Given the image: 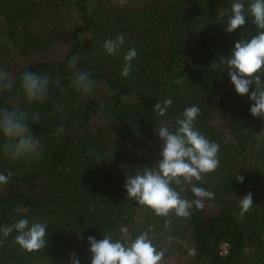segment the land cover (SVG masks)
Segmentation results:
<instances>
[{
  "label": "trees",
  "instance_id": "1",
  "mask_svg": "<svg viewBox=\"0 0 264 264\" xmlns=\"http://www.w3.org/2000/svg\"><path fill=\"white\" fill-rule=\"evenodd\" d=\"M107 1L0 0V69L14 81L11 89L0 90V107L27 113L30 133L43 141L38 158L13 161L0 150V174L12 173L0 185V226L27 219L29 225L35 221L47 228L45 247L34 252L14 243L15 231L7 238L0 234V264H69L72 253L81 264H91L87 238L120 239L122 228L130 238L150 230L154 245L164 252L162 264L171 255L181 260L177 264H264V119L250 113L254 85L249 95L240 96L227 69L212 67L231 54L237 40L251 39L256 26L249 18L228 33L227 2L212 28L209 1L138 0L119 10ZM244 3L247 7L251 0ZM42 13L53 25L50 38L56 35V19L65 14L77 21L69 49L58 60H34L14 71L11 50L26 57L49 43L31 30ZM120 34L124 44L109 55L104 42ZM130 48L137 56L124 77ZM73 56L80 57L76 70L87 71L95 81L87 95L71 84ZM25 71L51 77L44 102L27 100L21 83ZM168 98L173 103L160 117L154 106ZM193 105L201 110L194 127L219 145L220 163L202 177L206 182L185 185L181 196L192 200L193 185L205 188L214 198L204 201L217 211L193 207L188 217H157L129 199L124 185L129 175L161 159L156 127L163 122L175 131L176 120ZM213 113L227 128V141L209 124ZM236 175L244 176L243 183ZM248 192L253 207L241 217L238 199ZM222 243L228 246L224 256L218 254Z\"/></svg>",
  "mask_w": 264,
  "mask_h": 264
},
{
  "label": "clouds",
  "instance_id": "2",
  "mask_svg": "<svg viewBox=\"0 0 264 264\" xmlns=\"http://www.w3.org/2000/svg\"><path fill=\"white\" fill-rule=\"evenodd\" d=\"M256 26V33L251 39L241 38L235 42L234 49L227 58L213 64L214 69L224 66L231 84L240 96L249 95L253 102L250 113L253 117L264 119V0H251L245 6L244 0H233L226 31L232 33L243 27L246 21ZM125 42L123 34L115 39H107L103 48L109 55L118 53ZM137 56L135 48H130L124 55L125 66L121 75L127 77L131 72V61ZM80 57L73 56L69 68L74 69L71 80L72 86L81 94L91 93L95 81L87 71L77 69ZM51 77L47 74H37L25 71L21 76L23 92L29 102H44L50 86ZM13 79L4 69H0V90L11 89ZM175 83H182L177 79ZM173 101L165 99L156 103L154 111L164 117ZM196 105L184 109L182 118L176 120V130L171 131L165 123L156 127L158 136L163 142L160 152L161 159L151 168L144 167L134 175H129L124 185L128 198L138 205L150 210L157 217H188L190 210L204 207V200L214 198V193L193 185L191 192L195 199L182 198L185 185L192 181L206 182L202 177L213 173L219 167L218 153L220 147L210 141L194 127V122L200 115ZM28 114L0 107V150L11 160L16 161L25 157L38 158L43 151L41 138L33 136L28 126ZM63 127L57 130V134ZM12 173L0 174V185H6ZM236 181L243 183L244 176L236 175ZM176 185V187H173ZM178 189V190H177ZM239 200L240 216L253 207V195L248 192ZM46 225L33 221L29 225L27 219H20L10 226H0V234L7 238L14 231L17 235L14 243L27 252L38 251L46 244ZM120 239L114 240L111 235H104L97 240L89 236L88 244L91 253V264H162L164 252L157 249L149 231H143L135 238H130L128 229H121ZM3 243V240H0ZM69 264H81L80 259L72 253Z\"/></svg>",
  "mask_w": 264,
  "mask_h": 264
},
{
  "label": "rangeland",
  "instance_id": "3",
  "mask_svg": "<svg viewBox=\"0 0 264 264\" xmlns=\"http://www.w3.org/2000/svg\"><path fill=\"white\" fill-rule=\"evenodd\" d=\"M139 1H150V0H139ZM163 1V0H161ZM191 1V0H188ZM212 3V21H211V27L214 28L216 25L217 19L224 13L225 6L224 2L232 4V0H198L199 3H202L203 5L207 4V2ZM166 2V0H164ZM138 3V0H110L107 1L108 6L115 8L117 10L121 9L122 6H125L126 8H132L135 4ZM198 5V4H197ZM31 24V30L34 31L36 35L42 36L44 39H48L49 43L47 46L41 45L39 49L35 51H31V53L26 57H19L14 50H11V54L9 55V61L12 69L14 71H17L20 67L25 66L29 64L30 62H33L34 60H58L60 59L69 49V33L74 28V26L77 24L76 20H71L68 18V16H65L62 19H56L55 21V37H51L52 32V22H50V19H48L47 16H45L43 13L38 16ZM50 22V23H49ZM209 124L214 127L216 131H218L224 139L227 141L229 139L227 128L220 122L219 116L217 114L213 113L211 117L208 119ZM262 133H264V127L261 129ZM126 146L129 149L130 152L136 153V147L133 146L131 142H126ZM100 185H104L103 182L99 183ZM203 209L207 212H215L217 211L215 206L207 203L204 201V207ZM168 264H177L181 260L175 256L166 257L164 259Z\"/></svg>",
  "mask_w": 264,
  "mask_h": 264
},
{
  "label": "built area",
  "instance_id": "4",
  "mask_svg": "<svg viewBox=\"0 0 264 264\" xmlns=\"http://www.w3.org/2000/svg\"><path fill=\"white\" fill-rule=\"evenodd\" d=\"M227 250H228V246H227V244H226V243H222V244H220V246H219L218 254H219L220 256H224V255H226Z\"/></svg>",
  "mask_w": 264,
  "mask_h": 264
}]
</instances>
